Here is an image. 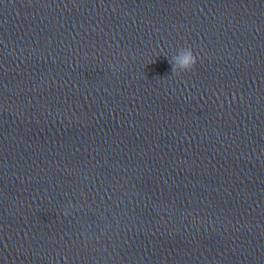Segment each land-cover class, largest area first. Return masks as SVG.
I'll use <instances>...</instances> for the list:
<instances>
[{
  "label": "clouds",
  "instance_id": "1",
  "mask_svg": "<svg viewBox=\"0 0 264 264\" xmlns=\"http://www.w3.org/2000/svg\"><path fill=\"white\" fill-rule=\"evenodd\" d=\"M170 63L173 73L179 75L181 72L192 70L197 63V57L194 55L191 47L181 48L179 54L175 55ZM65 215H68V213L65 212Z\"/></svg>",
  "mask_w": 264,
  "mask_h": 264
}]
</instances>
